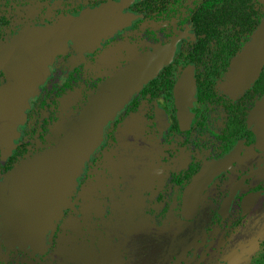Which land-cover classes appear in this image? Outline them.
I'll use <instances>...</instances> for the list:
<instances>
[{
    "label": "flooded vegetation",
    "instance_id": "obj_1",
    "mask_svg": "<svg viewBox=\"0 0 264 264\" xmlns=\"http://www.w3.org/2000/svg\"><path fill=\"white\" fill-rule=\"evenodd\" d=\"M249 4L252 16L247 17L249 21L243 22L241 18H226V7L216 4L215 0H0V44L11 40L25 28L51 25L63 17L82 14L94 8L105 7L106 16L120 23L92 47L78 50L68 43L55 54L38 94L29 99L30 105L26 108L24 120L18 124L19 134L14 145L7 147L0 143V180L22 161L55 146L93 93L136 55L165 47L177 38L158 74L135 93L106 125L103 142L86 160L75 188L81 187L84 182L83 178L87 176L85 169L92 157L93 161H97L96 167L105 165L110 169L116 162L99 154L107 137L111 138L107 134L109 126L121 123L132 113H140L146 121L143 128L145 158L158 153L162 164L161 182L158 186L148 185L145 188L146 206L142 214L157 217L159 222H163V217L168 215L184 221L201 222L194 226L199 232L204 229V235L211 232L240 234L245 229L246 219L254 217L264 200V145H258L259 135L249 124L251 110L264 95V64L254 82L241 93L226 91L222 83L234 59L251 42L264 20V0H249ZM17 20L20 26L13 27ZM224 21H238L242 26H216ZM206 29L210 32L205 33ZM104 66L110 75L88 96L81 95L73 100V112L66 113L67 97L78 89L75 85L76 74L98 73ZM8 80L9 77L1 69L0 85ZM155 80H158L157 87L151 89L149 86L143 92ZM179 83L181 90L178 96L176 89ZM50 108L54 111L52 120L68 123L65 130L62 126L60 130L48 127L50 115L42 112ZM46 126L48 128L45 129ZM39 128L48 134V138L45 137V141L37 146L33 139L36 140ZM111 134L115 138L114 133ZM156 137L158 149L147 154L150 141L156 140ZM48 140L56 142L49 145ZM131 150L132 158L138 157V144V152L135 153L132 147ZM224 160H227L226 164L211 179L202 181L190 192V184L205 167L216 169L215 163ZM250 172L252 174L246 176ZM109 182H102L100 188H96L95 196L88 198L92 208L87 209L83 217L90 213L98 223L97 228L101 227L99 229L110 237L112 229L106 222L109 219L107 212L104 211L101 216L96 210L97 203H107ZM69 204L70 199L56 222L68 211ZM184 214L194 217L187 219ZM201 218L203 221H200ZM259 220H262L263 226H259L257 233L264 230V215ZM58 228V236L53 237L54 226L52 243L42 252L9 245L0 230V264L17 262V251H27L33 255L32 259H36L37 255L49 254L56 244L63 246L65 236L73 230ZM78 228L79 225L75 230ZM251 228L240 234V250L234 256L225 255L210 263L207 262L208 250L213 239L209 238L196 264H264V240L259 244L263 249L255 257L248 256L253 241L248 242L247 238L241 240ZM117 235L113 238L116 239ZM203 238L194 245H187L177 255L176 262L187 255L191 261L204 243ZM235 243L239 242L235 240ZM63 256V253L47 258L43 256L46 261L40 263L71 264L68 258L62 259Z\"/></svg>",
    "mask_w": 264,
    "mask_h": 264
},
{
    "label": "water",
    "instance_id": "obj_2",
    "mask_svg": "<svg viewBox=\"0 0 264 264\" xmlns=\"http://www.w3.org/2000/svg\"><path fill=\"white\" fill-rule=\"evenodd\" d=\"M106 14L103 7L69 15L51 25L25 28L0 44V70L9 77L8 82L0 85V143L7 147L14 145L29 99L38 94L51 60L64 45L71 43L78 50H84L120 24ZM176 39L165 47L136 55L93 93L55 146L22 161L3 176L0 230L9 245L30 248L33 252L45 251L51 245L56 220L68 205L86 160L103 142L106 125L158 74ZM263 64L264 20L251 42L234 59L223 87L233 94L245 91ZM181 83L176 89L178 96ZM159 121L158 114V124ZM249 124L259 135L258 145L263 146L264 95L251 110ZM226 161L215 163L216 169L205 167L190 184V192L202 181L211 179ZM185 215L187 219L194 217Z\"/></svg>",
    "mask_w": 264,
    "mask_h": 264
},
{
    "label": "rangeland",
    "instance_id": "obj_3",
    "mask_svg": "<svg viewBox=\"0 0 264 264\" xmlns=\"http://www.w3.org/2000/svg\"><path fill=\"white\" fill-rule=\"evenodd\" d=\"M12 26L19 27L20 21L13 23ZM105 68L104 66L102 71L98 73L76 74L77 82L75 85L78 89L73 90L68 95L66 113L73 112V100H77L78 96L81 95L88 96L110 75L105 71ZM3 79L4 77L1 80L3 81ZM42 113L46 116L50 115L51 123L49 126L47 125L49 128L60 130L62 126L63 130L66 129L68 123L52 120L54 117L53 109L43 110ZM121 123L109 126L107 134L111 138L107 137L106 144L99 149V154L110 161H116L114 163L116 166L113 164L110 169L105 165L96 167L97 161H93L92 157V161L85 169L84 174L87 176L83 178L85 179L84 182L81 187L75 188L70 198L68 211L56 222L53 237L56 236L58 227H62L64 230H69V228L73 230L65 236L64 245L59 247L56 244L51 247L49 254L37 255L36 259H32L33 255L27 251H17L15 259L17 262L14 261V264H41L40 261H46L43 256L47 258L62 253L64 255L62 259L68 258L71 264H196L198 255L205 249L206 240L212 238L213 243L208 250L207 259V262L210 263L211 260L214 261L225 255L234 256L240 250L238 249V245L241 243L238 241L240 234L251 227L247 235H244L241 240L246 238L248 242L252 240L251 254L248 256H257L259 250L263 249V246L259 244L261 240H264V230L261 229L258 233L257 230L259 226H263L259 217L263 218L264 215V200L254 217L249 220L246 219L245 229L240 234L239 232L234 234L211 232L204 235V229L199 232L194 226L195 224L200 225L201 222L184 221L179 217L170 215L163 217V222H159L157 217L143 215L141 211L146 206L145 188L148 185L149 187L158 186L161 182L162 164L158 153L145 158L143 128L146 121L142 115L136 112L132 113ZM47 126L45 129L48 128ZM111 133H114L115 138ZM36 134V140L33 139L34 145H41L48 138V134L42 128H39ZM48 141H50L49 145L56 142V140H53V143H51L52 140ZM151 141L147 154L154 152L159 146L158 137ZM137 144L139 152L137 151ZM131 147L135 153L138 152V157L132 158L130 154L132 150L129 151ZM107 180L110 181L108 196L105 200L107 203L105 205L104 203H97L96 210L101 216H103L104 211L107 212L109 219L106 222L112 229L110 237L109 234L107 235L99 229L101 227L97 228L98 223L95 222L90 213H86L83 217L86 210L92 208L88 198L91 199L92 195L95 196L96 190L102 185L101 183ZM103 191L104 189L101 193ZM101 193L98 194L101 195ZM200 221H203V218ZM78 225V230H75ZM116 233L118 235L114 239ZM255 234L256 237H253ZM201 237H204V243L195 257L190 261L187 255L185 259L176 262L177 255L187 245L196 244ZM235 240L239 243H235Z\"/></svg>",
    "mask_w": 264,
    "mask_h": 264
},
{
    "label": "trees",
    "instance_id": "obj_4",
    "mask_svg": "<svg viewBox=\"0 0 264 264\" xmlns=\"http://www.w3.org/2000/svg\"><path fill=\"white\" fill-rule=\"evenodd\" d=\"M216 4H220L222 7H226L225 12L228 14H224L227 17H230L232 19H240L245 22V21H249L250 17L252 16V12L249 11V8L251 7L249 4V0H215ZM240 10L242 11V13L240 12ZM250 13V14H249ZM242 26V23L240 22H219L218 24H216V26L222 28L224 26H230V27H237V26ZM222 30V29H221ZM210 31L208 29L205 30V33H209ZM208 39V38H206ZM157 83L158 80H155L153 82H151L150 84H148L143 92L145 91V89H147L149 86L151 87V89H153L152 87H157Z\"/></svg>",
    "mask_w": 264,
    "mask_h": 264
}]
</instances>
